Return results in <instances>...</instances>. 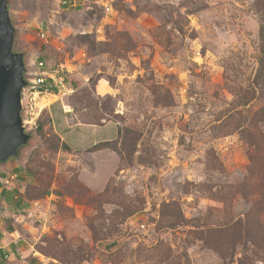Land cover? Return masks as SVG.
<instances>
[{
    "label": "rangeland",
    "instance_id": "rangeland-1",
    "mask_svg": "<svg viewBox=\"0 0 264 264\" xmlns=\"http://www.w3.org/2000/svg\"><path fill=\"white\" fill-rule=\"evenodd\" d=\"M61 1L8 0L24 79L74 91L0 163V264H264L261 5Z\"/></svg>",
    "mask_w": 264,
    "mask_h": 264
},
{
    "label": "water",
    "instance_id": "water-1",
    "mask_svg": "<svg viewBox=\"0 0 264 264\" xmlns=\"http://www.w3.org/2000/svg\"><path fill=\"white\" fill-rule=\"evenodd\" d=\"M13 42L8 0H0V163L16 157L31 137L21 116V93L27 84L23 53L13 50Z\"/></svg>",
    "mask_w": 264,
    "mask_h": 264
},
{
    "label": "built area",
    "instance_id": "built-area-1",
    "mask_svg": "<svg viewBox=\"0 0 264 264\" xmlns=\"http://www.w3.org/2000/svg\"><path fill=\"white\" fill-rule=\"evenodd\" d=\"M75 0H62V4H74ZM41 39L47 42V37L44 32L40 34ZM69 68L66 65H59L58 68H47L43 61L37 63V68L33 72H30V77L26 78V86L22 89L21 93V105H22V123L25 127L28 125L30 129H34L37 124V118L40 114L39 107L35 102V95L38 97L44 94L58 95L57 99L64 97L74 90L72 85L68 83L67 73ZM56 99V100H57ZM17 179V173H11L6 176L0 177V197L4 191H8L14 180ZM8 255L0 256V261L7 258Z\"/></svg>",
    "mask_w": 264,
    "mask_h": 264
},
{
    "label": "crops",
    "instance_id": "crops-1",
    "mask_svg": "<svg viewBox=\"0 0 264 264\" xmlns=\"http://www.w3.org/2000/svg\"><path fill=\"white\" fill-rule=\"evenodd\" d=\"M49 95H44L43 97H48ZM46 104V103H45ZM52 104V103H51ZM47 105V104H46ZM49 113H50V106H49ZM50 117H51V119H52V116H51V114H50ZM69 120L70 119H68V122H69ZM76 125L77 127H80V128H92V129H94V128H96V127H99L98 125H93V124H83V123H70L69 122V124H68V126H70V125ZM52 126H53V129H54V131H55V133L61 138V140L65 143V144H67L69 147H71V145L67 142V138L63 135V134H61V132L60 131H58L56 128H55V126H54V124H53V122H52ZM103 141H106V140H101V141H98V142H96V143H93L92 145H90V146H85L86 148L87 147H91V146H93V145H96V144H98V143H101V142H103ZM71 148H73V147H71ZM79 149H81V148H79ZM1 252H5L4 250H0ZM4 253H2V255H3Z\"/></svg>",
    "mask_w": 264,
    "mask_h": 264
},
{
    "label": "trees",
    "instance_id": "trees-1",
    "mask_svg": "<svg viewBox=\"0 0 264 264\" xmlns=\"http://www.w3.org/2000/svg\"><path fill=\"white\" fill-rule=\"evenodd\" d=\"M256 1H257V3H258L259 5H261V7L264 9V1H262V0H256ZM48 121L51 122V117L48 118ZM56 136H57V135H56ZM57 139L60 140V139H59V136H57ZM100 144L102 145V143H99V144H97V145H94V146L92 147V149L97 148ZM62 146L65 147L66 145H64V144L62 143ZM6 194H7V191H4L3 194H2V196H5ZM7 202H11V201H8V200H7ZM15 205H16V203H15ZM16 206H18V205H16ZM11 248H14V245H11ZM2 253H4L3 255H7V254H8L6 251H5V252H1V251H0V256H1V257L3 256Z\"/></svg>",
    "mask_w": 264,
    "mask_h": 264
},
{
    "label": "bare ground",
    "instance_id": "bare-ground-1",
    "mask_svg": "<svg viewBox=\"0 0 264 264\" xmlns=\"http://www.w3.org/2000/svg\"><path fill=\"white\" fill-rule=\"evenodd\" d=\"M43 96H44V95H43ZM43 96L38 97L37 95H35V98L42 99ZM53 96L57 97L56 95H52V97H53ZM48 97H51V96H48ZM39 105H40V104H39ZM39 105H38V107H39L40 109H42L43 107L47 106L46 104H44V105H42V106H39Z\"/></svg>",
    "mask_w": 264,
    "mask_h": 264
}]
</instances>
